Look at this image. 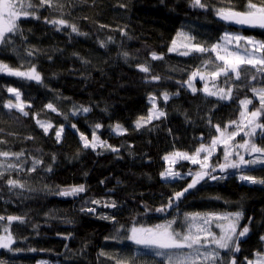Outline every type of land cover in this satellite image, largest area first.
Listing matches in <instances>:
<instances>
[{"label":"trees","instance_id":"obj_1","mask_svg":"<svg viewBox=\"0 0 264 264\" xmlns=\"http://www.w3.org/2000/svg\"><path fill=\"white\" fill-rule=\"evenodd\" d=\"M32 2L37 7L29 11L38 18L21 17L19 31L7 34L9 42L0 44V63L24 72L34 66L42 78L41 83L15 80L0 72V152L10 153L0 156L4 165L0 169L4 172L0 177V216L4 217L0 237L11 236L9 246L0 248V264H166L155 250L130 242L132 229L174 221L171 230L183 233L186 214L192 213L241 212L238 233L249 227L246 236L232 245L239 251L216 250L220 253L216 264H232L233 259L236 264H248L257 253L263 254L264 183H244L238 176L264 180V165L247 164L221 172L219 165L226 161L223 148L218 147L207 163L217 169L211 175L221 178L206 176L178 200L173 197L192 182L189 173L200 171V165L177 163L173 171L180 177L172 181L160 175L166 170L165 156L192 155L202 143L211 144L217 136L216 125L223 129L240 121L241 100H252L249 111L261 107L252 88H264V73L251 65H241L239 80L234 76L214 79L218 87L232 88V98L220 100L203 93L199 81L195 93L186 87L193 71L216 69L212 52L188 56L169 52L181 30L194 38V44L208 48L226 30L264 41L263 29H236L216 15L219 8L243 12L249 0H201L204 8L193 7L192 0H53L51 7L40 6V0ZM252 2L260 4L261 0ZM53 20H64L84 35L54 25ZM152 53L162 59L153 60ZM205 60L213 63L205 65ZM141 65L149 71H140ZM154 76L160 79L153 80ZM9 87L20 92L28 115L4 107L14 102ZM164 93L169 94L167 102ZM150 96L156 97L165 115L137 129L135 122L148 117ZM48 104L57 111L48 109ZM80 107L91 111L73 115ZM37 120L52 125L47 135ZM257 123L264 124V115ZM97 124L101 127L95 129ZM116 124L126 131L116 134L112 130ZM61 127L57 143L55 133ZM94 129L111 147L95 151L83 147L81 134L91 141ZM235 130V125L229 127V132ZM247 138L240 134L234 141ZM251 139L264 147L261 129ZM15 153L23 155L16 158L11 155ZM237 153L253 160L243 149ZM34 160L41 163L30 171ZM229 160L235 162L238 156ZM9 179L24 187L10 189ZM80 185L83 192L59 194ZM158 208L165 210L158 212ZM9 216L22 219L9 221Z\"/></svg>","mask_w":264,"mask_h":264},{"label":"snow or ice","instance_id":"obj_2","mask_svg":"<svg viewBox=\"0 0 264 264\" xmlns=\"http://www.w3.org/2000/svg\"><path fill=\"white\" fill-rule=\"evenodd\" d=\"M48 5L51 7L53 5V0H40V6ZM193 7H201L204 8L205 5L201 3V0H192ZM37 7L32 0H0V44H4L9 42V37L7 34H14L19 31L18 20L20 17H33L35 16L34 11H29V9H33ZM7 13V21H5L4 15ZM216 15L224 20L226 23H234L237 25L248 26V27H259L264 29V0H261L260 4L253 3L252 0H249V3L246 6V10L235 11L233 9H225L219 8L216 10ZM54 25L71 27L72 32H76L79 35H84L83 33H79L77 28L74 25H68L64 20H53L51 21ZM60 28H57L59 31ZM194 39V38H190ZM175 44V41L173 42ZM104 45L101 44V47ZM173 47L169 48V52L174 51ZM192 51L199 53H215L216 60L221 61L222 64L216 65V70L211 72V76L213 79H218L223 76L225 79H231L233 76L236 80L241 78V65L247 64L251 65L253 69L257 73H264V41L255 40L253 37H246L239 34H231L226 33L221 37V42L214 44L211 48H208L204 45L200 44H192L189 46L188 51H184L179 53L180 55H189ZM33 52L31 50L28 51V55L31 56ZM125 57H127V53H124ZM152 59H162V57L157 56L156 53L151 54ZM209 63H213L211 60H205L204 64L207 65ZM139 70L147 73L149 68L145 65L139 66ZM0 72H7L9 75H14L17 77H22L28 80H34L37 83L42 82V78L40 73L33 66L30 70L24 72L19 70H14L9 68L8 65L0 63ZM199 75L201 80L205 79V76L200 72V70L193 71L188 81L186 82L188 87L191 89L193 93L197 91L195 85L193 84V80ZM256 77L253 76V79ZM153 80H159V76L152 77ZM215 87V85H213ZM7 91L10 94L15 95L16 103H13L11 100L8 101L4 107L8 109H16L21 112L23 115H28L25 111V104L21 101L20 92L15 89L9 87ZM207 96H216L220 100H227L232 98V88H228L225 90L224 88H219L217 91H212L208 88L207 84H205V88L203 89ZM252 92L255 96L259 98L260 108L255 111H249L248 105L252 103V100L245 98L240 101L241 104V112H240V121H232L230 125L225 126L223 129L221 126L216 125V132L219 133L218 136H214L210 145L201 144L199 148L196 149V152L192 155L188 153L174 152L168 156H165L164 159L166 161L171 160L175 163V158L190 160L193 164L199 163L201 170L195 172L192 175V182L187 185L186 188L183 189L182 192H177L173 197L174 200H178L181 196L184 195L185 192H188L190 189L194 188L201 180H203L206 176L209 179L216 180L221 177H217L211 175L212 172H215L217 169L215 166L209 165L207 161L210 159L212 154L215 152L218 144L224 145V159L226 163L219 165V170L221 172L225 171L226 168H234L238 169L241 165L254 164L258 163L264 165V147L258 146L255 142L252 141L251 137L254 135L256 128L264 131V124L257 123L258 118L261 115H264V88L256 89L252 88ZM163 99L165 102L169 99V94L164 93ZM149 102L152 105V108L149 110V114L147 119L144 117L139 118L135 122V127L140 129L144 127L146 124L150 123L153 119H159L163 117L165 113L162 110L157 109L156 97L150 96ZM30 107V105H28ZM48 109L51 111H57L53 104L46 105ZM91 111L88 107H80L73 111V115H76L77 112L88 113ZM251 117V119L247 120V124L244 123V120L247 117ZM67 119V117H65ZM37 124L43 128L45 135L48 134L49 129L52 125L48 121H40L37 120ZM231 125H235L236 130L229 132V127ZM75 128V125H73ZM101 125L97 124L95 129L100 128ZM248 128V131L244 129ZM93 130L92 140L89 141L87 137L81 134V141L83 143V147L92 148L95 151L98 147H111L106 144V142L101 141L99 136L96 134V130ZM116 134H123L126 130L119 124H116L112 129ZM63 132V127L56 130V139L57 143L60 142L61 134ZM243 132L247 139H244L242 143L231 144L230 141H234V138L237 135H240ZM235 147L238 149H243L249 156L253 154H257V158L255 160H245L243 155L237 153L238 160L230 161L229 157L233 155L231 149ZM112 151H118L116 148H111ZM201 153H205V155L201 158ZM10 153L0 152V156L8 157ZM16 158L23 155V153H15L11 154ZM41 163L39 160L33 161V168L30 171L35 170V165ZM8 168H13L14 165L8 164ZM4 168V165L0 163V169ZM50 170V169H49ZM4 175L3 171H0V177ZM161 179H175L180 177V173L174 172L172 168L166 169L161 174ZM240 179L242 181H248L250 183H264V180H257L255 177L250 175H241ZM7 184L11 188H23L24 185L20 184L18 181L14 179H9ZM84 186L80 185L78 187H72L71 189L62 190L59 194L62 196L68 195H76L80 192H83ZM94 204H98V201H92ZM112 206L115 205H106ZM171 202L168 206L170 207ZM85 211H95V209H83ZM164 208H158V212L164 211ZM242 213L235 212L229 213L227 215H221L216 213H192L186 214V219H190L193 223L188 225V231L185 234H181L180 232H176L171 230V224L173 222H169L168 224H158L153 228H140L132 229V235L128 237L133 240L138 245H143L145 248H150L155 250V255L158 257H164L166 260V264H216V261L220 258L219 251L216 249L222 250H230V251H239L238 247L233 248L232 244L235 239L239 237L245 236L249 232V227L244 226L242 231H239L237 236V225L241 219ZM4 217L0 216V220H3ZM9 221L22 219L14 216H9L7 218ZM216 221L227 220L228 225L225 227L222 224L217 223L216 227L220 228V233L217 235L213 231L210 230L207 225H209L212 220ZM202 221L203 225L198 226L196 221ZM193 228L196 229L193 232ZM7 231V229H5ZM261 240L264 241V236L261 237ZM11 243V236L0 237V248H7ZM209 245H214L215 248H210ZM188 249L189 252H182L180 250ZM176 250V251H173ZM257 259L255 261L249 260L248 264H264V254L257 253ZM118 264H123V262H119ZM232 264H236V260L233 259Z\"/></svg>","mask_w":264,"mask_h":264},{"label":"rangeland","instance_id":"obj_3","mask_svg":"<svg viewBox=\"0 0 264 264\" xmlns=\"http://www.w3.org/2000/svg\"><path fill=\"white\" fill-rule=\"evenodd\" d=\"M17 3H19V1H17ZM4 18H5V21H7V13H5V15H4ZM21 18V17H20ZM226 33H231V34H239V35H242L241 33H239V32H235V31H229V30H226L225 32H224V34L222 35V36H224ZM242 36H244V35H242ZM190 38H192L191 36H190V34L189 33H187V31L186 30H181V31H179L177 34H176V36L174 37V39H173V41H172V43H171V45H170V47H173L175 50L174 51H172V52H174V53H177V54H179V53H181V52H184V51H188L189 50V46L190 45H192V44H194L193 43V41H192V39H190ZM194 40V39H193ZM256 40V39H255ZM175 41V44L173 43ZM218 42H221V39H220V41H218ZM217 42V43H218ZM217 43H215V44H217ZM193 53H196L195 51H192L190 54H193ZM213 54V56H214V59H215V61H216V63H217V65L218 64H222V62L221 61H217L216 60V56H215V53H212ZM180 55V54H179ZM181 56H188V55H181ZM244 65H246V64H244ZM216 69H203L201 72H202V74L205 76V79L204 80H201L200 79V77H199V75L193 80V84L195 85V82L196 81H199V82H201V85H202V92L203 93H205L204 91H203V89L205 88V84H207V86H208V88L210 89V90H212V91H217L219 88H221V87H218L217 85H216V81L213 79V77L211 76V72L212 71H215ZM213 85H215V87H213ZM186 87L191 91V89L188 87V85H187V83H186ZM192 92V91H191ZM12 96H13V99H14V102L13 103H16V100H15V95L14 94H11ZM214 97H216V96H214ZM260 102V101H259ZM156 104H157V102H156ZM248 107V106H247ZM151 108H152V105H151ZM157 109L159 110V108L157 107ZM249 110V109H248ZM248 119H251V117L249 116V117H247V119H245L244 120V123L245 124H247V120ZM259 128H256V130H255V133L257 132V130H258ZM248 130V129H247ZM255 133H254V135H255ZM219 135V133H217V136ZM241 136H244L243 135V132L241 133ZM230 143L231 144H236V143H242V141H230ZM218 147H222L223 148V153H222V155L224 156V145L223 144H218L217 145V147H216V149L218 148ZM237 149L238 148H235V147H233L232 149H231V151L233 152V155L235 156V155H237ZM216 151V150H215ZM215 153V152H214ZM213 153V154H214ZM205 155V153H201V158L203 157ZM257 158V154H253V160H255ZM165 160V159H164ZM182 161H189V162H191L190 160H186V159H180V158H175V163H173L171 160H169V161H166L165 160V164H166V169H168V168H172L173 170H174V167H175V165L177 164V163H179V162H182ZM192 163V162H191ZM193 164V163H192ZM198 165H199V163H197ZM254 166H262L261 164H258V163H254L253 164ZM240 176L241 175H239L238 176V178H239V180H241L240 179ZM172 180H174V179H168V180H165V181H172ZM242 181V180H241ZM242 182H244V183H249L250 184V182H248V181H242ZM205 214V213H204ZM216 214H221V215H227V213L225 214V213H216ZM187 223H185V227H186V230H185V232H183V233H181V234H185L187 231H188V225L189 224H191V223H193L190 219H186L185 220ZM217 223H219V224H222V225H224L225 227H227V225H228V221L227 220H220V221H216L215 219H213L212 220V222L209 224V225H207V227H209L210 228V230L211 231H213L214 233H216L217 235H219V233H220V228H218V227H216V224ZM196 224L198 225V226H202L203 225V222L202 221H200V220H198V221H196ZM136 229H140V228H136ZM193 230V232H195L196 231V229L195 228H193L192 229ZM130 234V233H129ZM133 233L131 232V234H130V236L132 235ZM237 236H238V225H237ZM246 236V235H245ZM245 236H243V237H239L238 239H235L234 240V242H233V244L234 243H236L237 242V240H239V239H243ZM130 240V242L131 243H133V244H135V245H137V246H139V247H141V248H145L143 245H138V244H136L133 240H131V239H129ZM232 244V245H233ZM209 247L210 248H215V246L214 245H209ZM145 249H150V248H145ZM152 250H154V249H152ZM217 250V249H216ZM219 250H222V249H219ZM222 251H224V250H222ZM264 254V253H263ZM257 259V256H255V258H254V261ZM209 264H211V262H209Z\"/></svg>","mask_w":264,"mask_h":264},{"label":"water","instance_id":"obj_4","mask_svg":"<svg viewBox=\"0 0 264 264\" xmlns=\"http://www.w3.org/2000/svg\"><path fill=\"white\" fill-rule=\"evenodd\" d=\"M222 21H224V20H222ZM227 24L231 25V26H234L236 29H240V30H244L246 28H259V27L242 26V25H237V24H234V23H227ZM259 29H261V28H259ZM2 75L4 77L10 78V79H15V80H20L22 78V77H17V76H14V75H9V74H7V72H2Z\"/></svg>","mask_w":264,"mask_h":264},{"label":"flooded vegetation","instance_id":"obj_5","mask_svg":"<svg viewBox=\"0 0 264 264\" xmlns=\"http://www.w3.org/2000/svg\"><path fill=\"white\" fill-rule=\"evenodd\" d=\"M226 24V23H225Z\"/></svg>","mask_w":264,"mask_h":264}]
</instances>
